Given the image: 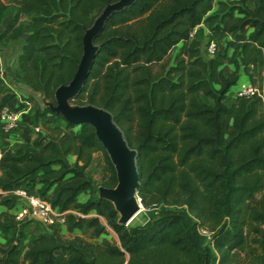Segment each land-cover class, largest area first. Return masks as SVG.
<instances>
[{"label": "trees", "instance_id": "1", "mask_svg": "<svg viewBox=\"0 0 264 264\" xmlns=\"http://www.w3.org/2000/svg\"><path fill=\"white\" fill-rule=\"evenodd\" d=\"M109 1L0 0V22L8 17L0 45L28 32L16 78L55 103V88L76 70L84 28ZM234 10L242 15L225 28ZM201 24L217 42L251 26L238 60L245 71L251 67L253 85L255 72L264 80V61L257 57L264 52V0L252 6L247 0H135L112 12L95 36L98 51L72 101L109 109L137 150V195L147 218L121 223L112 203L98 196L99 184L87 175L93 153L102 151L109 170L100 184L115 185L116 174L90 123L69 121L49 106L23 112V122L44 131L31 144L2 149L0 188L6 193L0 201L11 207L13 188L33 189L63 211L67 230L93 226L100 234L108 225L117 240L65 239L53 229L25 248L19 240L0 245V264H264V84L226 102L240 79L239 63L232 58L237 66L227 71L226 51L203 56L197 29L191 35ZM81 190L90 193L84 201ZM257 192L261 200L250 208L247 200Z\"/></svg>", "mask_w": 264, "mask_h": 264}, {"label": "water", "instance_id": "2", "mask_svg": "<svg viewBox=\"0 0 264 264\" xmlns=\"http://www.w3.org/2000/svg\"><path fill=\"white\" fill-rule=\"evenodd\" d=\"M135 0H113L107 2L94 17L92 23L84 28L82 34V54L73 76L67 83H60L54 91L55 103L47 100L40 91L29 89L43 106H49L61 113L67 120L90 123L98 140L112 163L116 183L113 186L99 184L98 196L109 200L118 212V221L127 224L141 209L137 198L139 173L136 164L137 150L129 145L112 112L104 106L76 103L72 99L80 92L89 74L98 44L95 36L102 30L107 19L114 11H120Z\"/></svg>", "mask_w": 264, "mask_h": 264}, {"label": "crops", "instance_id": "3", "mask_svg": "<svg viewBox=\"0 0 264 264\" xmlns=\"http://www.w3.org/2000/svg\"><path fill=\"white\" fill-rule=\"evenodd\" d=\"M8 17L0 22V32L4 29L7 23ZM227 20L224 19L225 28H227ZM204 24H201L203 26ZM197 29V28H196ZM253 28L249 25L245 27L240 37L234 38V36L226 35L227 39H230L229 45L231 46L232 41H236L237 45L240 44L249 38V33ZM28 32L26 30L23 31L22 35L16 39L11 40L7 45H0V102L7 101L12 106L17 107L19 104H27V107L20 108L23 112H28L31 107V92L29 91V87L19 81L14 72L13 68L16 65L17 57L22 49V45L25 41ZM222 38L218 41L222 40L227 41L226 38ZM226 39V40H225ZM225 43V42H224ZM222 66L227 71H232L234 68L229 70V67L223 62ZM243 77L240 74V79ZM29 93V94H28ZM41 107H35L38 109ZM229 119L232 122V117L227 116V122ZM28 132L25 128L20 127L14 132L5 133L0 128V151L4 148L11 147H21L28 143ZM69 158V156H68ZM70 160V159H69ZM39 186V184H37ZM88 190H81L78 193V199L84 201L89 196ZM2 195V194H1ZM17 204L13 200V205L8 207L4 203L0 201V245L6 246L10 241L19 240L20 247L25 248L31 244V240L33 236L40 232H51L53 229H56L58 232L62 233L65 236L75 232L74 234H79L82 232H86L88 234L87 238H81L82 240L88 242H97L100 241L101 238L105 235L104 231L100 234L95 233V229L93 226H87L82 228H75L72 231L67 230L64 222L57 223L52 227L44 226L36 220L26 219V220H16L13 216V212L16 210ZM78 214V212H75ZM12 214V215H11ZM11 217L12 220H7V218ZM8 222V223H7ZM83 236V235H82ZM21 264H26L24 259L21 260Z\"/></svg>", "mask_w": 264, "mask_h": 264}, {"label": "rangeland", "instance_id": "4", "mask_svg": "<svg viewBox=\"0 0 264 264\" xmlns=\"http://www.w3.org/2000/svg\"><path fill=\"white\" fill-rule=\"evenodd\" d=\"M226 1L232 2L233 0H226ZM217 7H218L217 4H214L213 9H216ZM241 15H242V13L239 12L238 10H234L232 15H227L225 17L227 20V22H226L227 28L229 29L230 25L237 19L238 16H241ZM227 35L233 36L230 32ZM195 36L198 38V40L201 44L200 46H201L203 56L206 59L211 58L214 55V53H210L208 51L210 34H209L207 27L205 25L198 27L196 32H195ZM224 38H226V37H224ZM229 42H230V39H227V41L221 40L219 42L217 51H226L227 52V56L224 57L223 62L229 67V70H231L232 68L237 66L236 62L234 60H232V58L237 59V61L239 63L240 74L243 75V77L241 79L250 81L249 72L251 71V67H249L247 71L244 70L242 64L238 60V58H239L238 57V47L239 46L237 45L236 41H232L233 44L231 46L229 45ZM183 43H184V41L183 42L181 41L177 45H175L170 50L171 54H173L176 50H179L183 46ZM257 57L264 61V52L261 50L259 53H257ZM157 67L158 66H155L154 68H157ZM254 75L256 76V80H255L256 87H260L259 85L264 84V80L258 75V73L255 72ZM235 87H236V84L231 87L230 92L228 94V97L226 99V102H230L232 100V98H233L232 90L235 89ZM30 96H31V100H30L31 107H30L28 112H30V114H31L35 110V107H41L42 108L43 105L38 100V98L35 94L32 93ZM19 105H21V106L23 105V107H27L26 103L25 104H19ZM227 127L231 128V120L230 119L227 122ZM28 136H29V138L27 141L29 144H31L33 142V140L38 136V134L34 133V132H30L28 134ZM74 158H75L74 155H72V154L69 155V159L71 162L74 160ZM87 175L92 179V182L95 186L108 179L109 170L107 168V164L105 162V158H104L102 151L98 150V151H95L93 153L92 161L87 168ZM260 200H261V192H257L253 198L247 200V204L250 208H254V207H257ZM146 218H147V208L144 207L142 204L140 211L127 223V225L130 226V225L141 224L146 220ZM7 220H12V218L9 217V218H7ZM101 220L105 223V218L101 217ZM106 227H107V231H104L105 232L104 236L108 237L112 241L117 240V233L108 225H106ZM74 233L75 232H73L67 236H65V234H64L63 236L65 239H75V240H79L81 238L83 239V238L88 237V234H86V232H82V233H80V235L74 234ZM252 246L256 252H259V248L255 244H252Z\"/></svg>", "mask_w": 264, "mask_h": 264}, {"label": "built area", "instance_id": "5", "mask_svg": "<svg viewBox=\"0 0 264 264\" xmlns=\"http://www.w3.org/2000/svg\"><path fill=\"white\" fill-rule=\"evenodd\" d=\"M252 6L254 0H247ZM193 30L191 35H193ZM218 48L217 41L210 39L208 45V51L214 53ZM230 92V91H229ZM259 92V89L253 85L250 81L239 79L236 83L235 89L232 90L233 96L245 94L251 95ZM21 109L12 106L7 101H4L0 107V128L5 133L16 131L18 128L23 127L28 132H43L44 128L41 125H32L22 121ZM2 150L0 151V158ZM1 174V168H0ZM6 191L0 188V194H5ZM11 198L17 204L16 210L13 212V216L16 220L32 219L36 220L44 226L52 227L57 223L64 222L63 211L57 206L51 204V202L44 196L36 193L33 189H27L25 187H15L11 190ZM140 200V197H137ZM198 231L205 235L207 239H211V231L204 226H199Z\"/></svg>", "mask_w": 264, "mask_h": 264}]
</instances>
